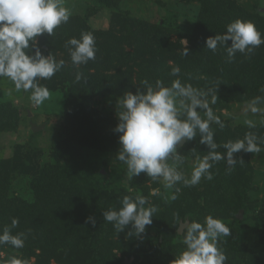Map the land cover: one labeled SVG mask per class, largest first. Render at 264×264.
Instances as JSON below:
<instances>
[{
  "label": "trees",
  "instance_id": "16d2710c",
  "mask_svg": "<svg viewBox=\"0 0 264 264\" xmlns=\"http://www.w3.org/2000/svg\"><path fill=\"white\" fill-rule=\"evenodd\" d=\"M95 1L97 6L90 9L91 13L102 7L110 11L106 28H93L86 18L71 15L52 36L37 38V46L45 55L51 52L57 61H65L51 79L38 81L49 90H65L64 124L47 160L41 149L23 150L19 144L11 157L0 159V231L17 218L19 224L12 233L27 234L23 248L0 245V264H8L12 257L27 264H172L185 248L183 236L177 231L179 220L203 223L209 214L232 222L231 236L222 237L219 245L228 257L226 264H264V200L250 198L255 190L250 152L234 154L243 162L230 171L226 161L216 163L211 181L202 179L194 187L179 183L171 189L144 173L129 180L127 188L104 186L100 181L103 173L95 174V164L89 158L91 151L100 152L105 156L104 166L109 162L123 164L127 171L117 159L119 134L114 128L118 118L111 110L94 106V95L117 100L126 91L135 92L144 80L154 86L160 79L170 86L177 78L170 75L173 66L180 67L182 83L204 90L218 87L213 93L216 102L208 98L225 125L223 129L212 125L218 144L243 139L246 132H254L264 141V122L253 129L245 124L231 125L221 112L232 103H248L253 97L264 96L260 91L264 88V44L250 58L237 53L232 61L224 48L213 53L204 47L207 37L223 34L226 25L237 18L254 22L264 34V14L236 0H198L193 26L184 32L168 26L163 19L150 22L118 9L115 0ZM82 32L93 33L97 52L95 60L77 69L65 43L71 37L79 38ZM182 39L187 41V56L181 55ZM77 71L83 74L80 82L75 81ZM20 109L12 101L0 102V133L17 129ZM199 139L197 136L183 143L178 151L188 158L203 157L207 146ZM260 146L264 152V143ZM218 151L223 153L224 149ZM16 174L29 178L30 200L13 193L12 178ZM152 188H160L161 196H150ZM174 193L177 199L172 200ZM125 195H143L158 208L142 237L128 235L131 224L118 233L103 219V211L119 209ZM240 210L244 216L248 214L247 223L245 217L237 216ZM89 215L96 219L94 227L86 223ZM2 251L7 258L1 257Z\"/></svg>",
  "mask_w": 264,
  "mask_h": 264
},
{
  "label": "clouds",
  "instance_id": "9594fccd",
  "mask_svg": "<svg viewBox=\"0 0 264 264\" xmlns=\"http://www.w3.org/2000/svg\"><path fill=\"white\" fill-rule=\"evenodd\" d=\"M71 15L65 0H0V78L11 80L17 91L30 92L29 98L37 106L50 98L49 89L38 81L51 79L65 64L63 59L57 61L51 52L45 55L37 46V38L45 34L52 36L54 30L67 23ZM183 44L181 55L187 56V41L183 40ZM262 44L264 34L255 23L237 18L226 25L223 34L207 37L204 47L213 53L222 47L228 60L232 61L237 53L250 58ZM65 47L77 69L96 59V38L91 32H82L79 38H69ZM180 72L179 66L171 67L170 75L177 78L170 86L160 79L154 86L144 80L135 92L126 91L116 100L118 123L114 131L119 134L117 159L126 165L129 180L144 173L153 181H163L166 189L179 183L194 187L202 179L213 180L212 169L216 163L226 161L230 171L238 162H243L234 154L241 150L250 153L262 150L260 145L264 141L254 132H246L243 139L218 144L212 125H218L220 129L225 125L210 107L208 99L211 96V103L216 102L217 97L213 93L218 87L204 90L182 83ZM82 78L83 74L77 71L75 81L80 82ZM260 91L264 92V88ZM260 105H264V96L253 97L246 111L260 113ZM244 124L249 129L256 127L252 119L246 118ZM197 136L199 143L207 146V154L197 157L191 173L185 174L181 169L185 156L178 151V146ZM221 147L223 153L218 151ZM179 191L176 188V192ZM149 195L161 196L160 188H152ZM170 199H177L176 194H172ZM157 211L158 208L150 205L147 197L125 195L119 209L110 208L102 214L104 221L112 223L118 233L131 224L128 235L142 237L146 226L153 223L152 217ZM86 223L94 227L95 217L89 215ZM18 224L19 220L13 218L11 225L0 231V245L10 244L16 249L24 247L27 234L12 233ZM177 231L183 236L185 248L172 264H226L228 257L219 245L222 237H230L232 233L220 218L209 214L203 223L179 220ZM8 264H27V261L12 257Z\"/></svg>",
  "mask_w": 264,
  "mask_h": 264
},
{
  "label": "rangeland",
  "instance_id": "374dc122",
  "mask_svg": "<svg viewBox=\"0 0 264 264\" xmlns=\"http://www.w3.org/2000/svg\"><path fill=\"white\" fill-rule=\"evenodd\" d=\"M245 7H255L264 14V0H236ZM66 6L71 9L72 15H79L86 18L93 28H106L108 26L110 11L107 7H102L99 11L91 13V8L97 6L95 0H65ZM116 8L126 10L136 17L146 19L150 22L162 21L170 27L189 32L195 21L198 11V0H115ZM69 60L66 64H69ZM50 98L43 104L37 106L30 100V92L17 91L11 80L7 77L0 78V102L12 101L21 107V118L15 131L0 133V159L11 157L14 147L19 144L25 149H41L44 160L48 159V152L54 140L59 138L64 124L63 103L65 90H49ZM93 104L97 108L111 110L116 115V100L109 96L94 95ZM248 103H232L229 109H223L224 114L231 125L244 124L246 118L252 119L256 124L264 122V106L260 105L262 111L252 114L247 110ZM117 116V115H116ZM43 125L41 130L33 132L31 124ZM104 155L100 152L91 151L89 158L95 164V174L98 171L103 173L100 178L104 186L114 185L128 187L127 171H124L123 164L109 162L104 166L102 161ZM253 166V186L255 190L250 198L261 202L264 200V152L250 153ZM196 158L185 157V162L181 169L185 174H190ZM12 191L24 198L31 199L33 196L29 188V178L21 174H16L12 178ZM247 223L248 214L241 215ZM227 226H231V221H223ZM1 257L7 258L6 251L1 252Z\"/></svg>",
  "mask_w": 264,
  "mask_h": 264
},
{
  "label": "water",
  "instance_id": "95a60500",
  "mask_svg": "<svg viewBox=\"0 0 264 264\" xmlns=\"http://www.w3.org/2000/svg\"><path fill=\"white\" fill-rule=\"evenodd\" d=\"M185 40V39H184ZM43 127V125H41V126H37L36 124H31V129H32V131L33 132H36V131H38V130H41V128ZM183 144V143H182ZM181 144V145H182ZM181 145H179L178 147H180ZM241 215H242V210H240L239 211V213L237 214V216L239 217V218H241ZM131 261V259L130 260H128V261H124V262H130Z\"/></svg>",
  "mask_w": 264,
  "mask_h": 264
}]
</instances>
